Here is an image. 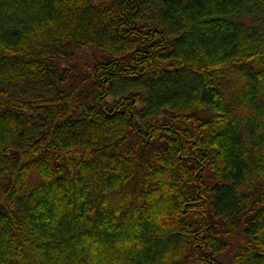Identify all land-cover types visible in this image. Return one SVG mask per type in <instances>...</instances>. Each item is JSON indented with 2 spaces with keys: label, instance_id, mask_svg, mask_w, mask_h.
Instances as JSON below:
<instances>
[{
  "label": "trees",
  "instance_id": "16d2710c",
  "mask_svg": "<svg viewBox=\"0 0 264 264\" xmlns=\"http://www.w3.org/2000/svg\"><path fill=\"white\" fill-rule=\"evenodd\" d=\"M0 264H264V0H0Z\"/></svg>",
  "mask_w": 264,
  "mask_h": 264
}]
</instances>
